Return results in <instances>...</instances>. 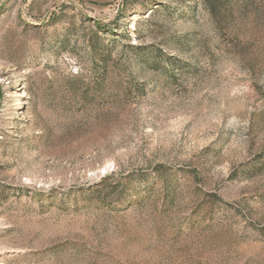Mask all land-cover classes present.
<instances>
[{
    "label": "rangeland",
    "instance_id": "374dc122",
    "mask_svg": "<svg viewBox=\"0 0 264 264\" xmlns=\"http://www.w3.org/2000/svg\"><path fill=\"white\" fill-rule=\"evenodd\" d=\"M0 264H264V0H0Z\"/></svg>",
    "mask_w": 264,
    "mask_h": 264
}]
</instances>
